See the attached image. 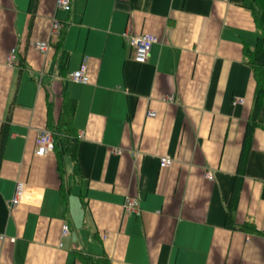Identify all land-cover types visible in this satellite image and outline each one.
Returning a JSON list of instances; mask_svg holds the SVG:
<instances>
[{
    "label": "crops",
    "instance_id": "1",
    "mask_svg": "<svg viewBox=\"0 0 264 264\" xmlns=\"http://www.w3.org/2000/svg\"><path fill=\"white\" fill-rule=\"evenodd\" d=\"M123 31L157 37L145 63ZM259 34L242 0H0V264H264V129L245 139ZM83 63L85 85L67 78ZM64 95L59 172L34 150Z\"/></svg>",
    "mask_w": 264,
    "mask_h": 264
},
{
    "label": "trees",
    "instance_id": "2",
    "mask_svg": "<svg viewBox=\"0 0 264 264\" xmlns=\"http://www.w3.org/2000/svg\"><path fill=\"white\" fill-rule=\"evenodd\" d=\"M243 6L254 15L260 34L253 48L244 50L246 62L250 66L254 78L255 88L250 120L247 123L245 139L250 137L256 127L264 129V0H242ZM61 33V31H60ZM65 105L55 125L49 126L55 140L54 154L57 157V170H62V153L73 154L76 147L77 135L72 124L75 102L64 95ZM57 147L60 150H57ZM1 149V141H0ZM62 149V150H61ZM58 151V152H57ZM65 198V196H64ZM238 229L257 232L251 225L244 224ZM85 264H92L91 258H84Z\"/></svg>",
    "mask_w": 264,
    "mask_h": 264
},
{
    "label": "built area",
    "instance_id": "3",
    "mask_svg": "<svg viewBox=\"0 0 264 264\" xmlns=\"http://www.w3.org/2000/svg\"><path fill=\"white\" fill-rule=\"evenodd\" d=\"M56 5L59 9L70 12L71 10V0H56ZM61 23L54 21L52 24V34L54 36H59L61 31ZM122 39L131 47L133 52V61L137 64H143L147 61L151 48L154 44L158 42L157 37L151 34H133L128 31H123L121 33ZM33 48L41 53H45L49 48V43L39 42L32 44ZM15 49H11L9 55L6 58V63L12 65L15 59ZM67 78L74 82L80 84H88V70L85 63L81 64L77 70L68 73ZM169 99H172L171 97ZM243 104L242 98H237L234 100V105ZM149 116H155L154 112H150ZM54 133L50 128H44L39 131L36 139V147L34 154L36 156H46L48 154H54L55 151V140ZM172 163L171 158L162 157L159 159V167L166 168ZM208 179H212L211 174L207 175ZM25 194L24 183L19 181L16 183L12 198L8 203L10 209L18 206L23 200ZM123 207L128 212H134L138 208L137 199L126 197L123 202ZM68 234V227L66 225L62 226L61 235L65 236ZM4 236L0 234V240H3Z\"/></svg>",
    "mask_w": 264,
    "mask_h": 264
}]
</instances>
